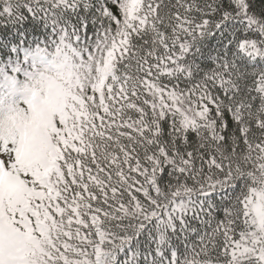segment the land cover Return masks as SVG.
Masks as SVG:
<instances>
[{"label": "snow or ice", "instance_id": "snow-or-ice-1", "mask_svg": "<svg viewBox=\"0 0 264 264\" xmlns=\"http://www.w3.org/2000/svg\"><path fill=\"white\" fill-rule=\"evenodd\" d=\"M0 57V264H264V0H0Z\"/></svg>", "mask_w": 264, "mask_h": 264}, {"label": "trees", "instance_id": "trees-1", "mask_svg": "<svg viewBox=\"0 0 264 264\" xmlns=\"http://www.w3.org/2000/svg\"><path fill=\"white\" fill-rule=\"evenodd\" d=\"M216 44H217V41H216L215 39H211V40H209V41L207 42L206 49H207V50H211V49L214 48V46H215ZM21 56H22V54H21ZM12 58H15V54H12ZM7 59H8V57H0V60H4V61H6ZM8 71H9V73L11 74L10 69H8ZM189 183H191V182H189Z\"/></svg>", "mask_w": 264, "mask_h": 264}]
</instances>
